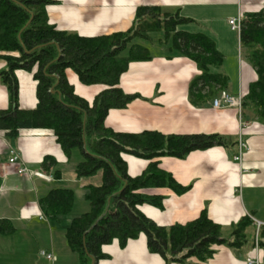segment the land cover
Segmentation results:
<instances>
[{
  "label": "crops",
  "instance_id": "obj_1",
  "mask_svg": "<svg viewBox=\"0 0 264 264\" xmlns=\"http://www.w3.org/2000/svg\"><path fill=\"white\" fill-rule=\"evenodd\" d=\"M54 1L57 3L47 8L50 24L58 30L88 38L129 30L136 22L140 7H157L163 13H178L191 20L179 27V31L204 34L215 42L224 57L223 65L216 72L227 77L228 94L248 93L258 79L241 47L240 33L231 28L229 21L261 12L264 0ZM159 39V34H155L152 42L139 39L133 42L147 48L152 59L131 63L128 72L122 75L119 87L126 94L140 98L126 109L110 110L106 127L124 134L220 135L231 139L233 145L193 152L184 160L168 157L156 160L162 170L188 191L143 190L146 195L163 197L164 208L143 205L139 210L156 225L165 228L186 225L207 211L209 219L221 227L226 239L232 237L241 219L249 217L253 224L247 229V244L239 249L215 247L216 254L211 260L190 259L186 264H247L249 259L264 262V251L256 240L257 225L264 226V122L256 117L250 106L243 107L241 113L224 105L214 108L213 102L221 92L206 98L200 106L194 105L190 100V87L201 72L191 59L172 55L170 43ZM139 41L148 43L149 47ZM5 67L6 63L0 60V71ZM67 78L75 94L89 103L107 89L102 85H83L70 70ZM26 81V93L20 84V108L29 110L37 104L36 82L32 76ZM8 108V91L0 80V110ZM240 141L249 148L243 150V161L236 160L240 154ZM12 150L20 157L27 174L19 175L20 165L9 163ZM77 153L78 159H67L50 130H21L17 137H6L0 132V222H9V232L0 233V264H79L77 254L68 243L67 231L76 218L89 212L88 188L101 186L103 178L101 174L78 178L75 169L84 157ZM46 157L56 161L54 166H43ZM123 158L131 178L140 176L150 164L130 155ZM54 190L72 191L69 211L59 215L46 213L41 199ZM41 252L52 253L54 261L43 257ZM103 252L108 258L97 264H181L151 253L144 234L129 241L124 249L114 241L104 246Z\"/></svg>",
  "mask_w": 264,
  "mask_h": 264
},
{
  "label": "trees",
  "instance_id": "obj_2",
  "mask_svg": "<svg viewBox=\"0 0 264 264\" xmlns=\"http://www.w3.org/2000/svg\"><path fill=\"white\" fill-rule=\"evenodd\" d=\"M56 3L0 0V60L6 63L0 71V80L9 95V108L0 110V132L6 137H17L21 130L53 131L67 159L77 150L83 154L75 169L78 178L102 175L101 186L88 188L89 212L76 218L67 231L68 243L79 264H97L108 258L104 246L118 241L124 249L141 234L147 237L151 253L181 264L190 259L209 261L216 254L215 247L239 249L247 244V229L253 224L249 217L241 219L232 237L226 239L207 211L186 225L165 228L139 210L143 205L164 208L163 197L146 195L143 190L188 191L162 170L156 160L166 157L184 160L193 152L227 148L233 145L231 139L220 135L165 136L158 132L124 134L105 125L110 110L126 109L140 98L119 87L131 63L152 59L147 48L133 44L135 40L152 42V36L159 34L160 42L170 43L172 55L189 58L197 65L201 76L190 87V100L196 106L215 93L226 92L228 86L227 77L216 72L224 57L215 42L204 34L179 31L191 20L178 13H163L157 7L138 8L135 24L125 32L82 37L50 24L47 8ZM240 43L258 76L244 98L243 107H253L256 117L264 122V10L244 16ZM69 70L83 85H102L107 89L89 103L75 94L67 78ZM20 71L29 73L36 82L34 109L20 108L17 76ZM124 155L150 164L140 176L131 178ZM55 163L52 157H46L43 166ZM17 165L26 170L24 174L28 173L20 159ZM72 199V191L54 190L41 199V205L46 213L59 215L69 211ZM8 223L0 222L2 235L9 232ZM258 246L264 251V226L258 232Z\"/></svg>",
  "mask_w": 264,
  "mask_h": 264
},
{
  "label": "built area",
  "instance_id": "obj_3",
  "mask_svg": "<svg viewBox=\"0 0 264 264\" xmlns=\"http://www.w3.org/2000/svg\"><path fill=\"white\" fill-rule=\"evenodd\" d=\"M242 22H243V18L241 16H239L238 18L236 19H231L229 21V24L231 26V28L235 31H238L240 33L241 31V25H242ZM247 95V93H242L240 92V94L238 96H231L230 94H228L227 92H222L221 93V96L217 99L214 100L213 102V106L214 108H219L221 107L222 105L226 106V107H229V108H234L236 110H238L240 113L242 112V108H243V102H244V98L245 96ZM244 127L242 125V130H241V134H243L244 132ZM240 154L239 156L236 158L237 161H243L244 159V153H243V150H246L248 151V146L247 144L243 143L240 141ZM10 154L12 155L11 159L9 160V163L12 165H15L19 162V156L18 154L15 152V151H11ZM26 172L25 169L23 168H20L18 173L20 175H23L24 173ZM36 176L38 177H41V178H44L46 179L47 177L42 175V174H36ZM258 227V230L260 228V225L258 224L257 225ZM258 239V237L256 238V240ZM41 255L43 257H45L46 259L50 260V261H54V256L52 253L48 254L46 252H41ZM247 264H264V262H260V261H256L255 259H249Z\"/></svg>",
  "mask_w": 264,
  "mask_h": 264
},
{
  "label": "rangeland",
  "instance_id": "obj_4",
  "mask_svg": "<svg viewBox=\"0 0 264 264\" xmlns=\"http://www.w3.org/2000/svg\"><path fill=\"white\" fill-rule=\"evenodd\" d=\"M65 5V4H64ZM86 12H90V10L89 9H86L85 10ZM139 43H141V44H143L144 46H146V47H149V45H148V43H146V42H142V41H139ZM146 43V44H145ZM156 52V51H155ZM17 76H18V80H19V86H20V84L22 85V87L24 88V90H25V93L27 92V84L26 83H28L26 80H28L29 79V76H31V75H29V73H27V72H23V71H20L19 72V74H17ZM29 97L28 96H26V100H29L28 99ZM19 102H20V100H19ZM76 152H78L77 154H79L80 156H81V152H79L78 150L77 151H74L73 152V155H72V160H73V158H74V160H76V159H78V157H77V155H76ZM68 161V160H67ZM69 162V161H68ZM100 175V174H99ZM96 177V176H95Z\"/></svg>",
  "mask_w": 264,
  "mask_h": 264
},
{
  "label": "water",
  "instance_id": "obj_5",
  "mask_svg": "<svg viewBox=\"0 0 264 264\" xmlns=\"http://www.w3.org/2000/svg\"><path fill=\"white\" fill-rule=\"evenodd\" d=\"M15 108V106L13 107V109ZM93 264H95V262H93Z\"/></svg>",
  "mask_w": 264,
  "mask_h": 264
},
{
  "label": "bare ground",
  "instance_id": "obj_6",
  "mask_svg": "<svg viewBox=\"0 0 264 264\" xmlns=\"http://www.w3.org/2000/svg\"><path fill=\"white\" fill-rule=\"evenodd\" d=\"M153 31V30H152Z\"/></svg>",
  "mask_w": 264,
  "mask_h": 264
}]
</instances>
